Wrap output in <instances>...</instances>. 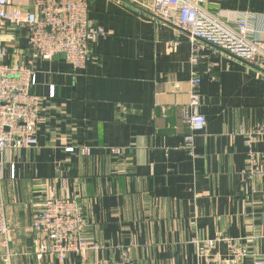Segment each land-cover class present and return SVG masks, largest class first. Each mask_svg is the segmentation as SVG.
I'll list each match as a JSON object with an SVG mask.
<instances>
[{
    "label": "crops",
    "instance_id": "1",
    "mask_svg": "<svg viewBox=\"0 0 264 264\" xmlns=\"http://www.w3.org/2000/svg\"><path fill=\"white\" fill-rule=\"evenodd\" d=\"M204 1L212 12L242 13L264 41V0ZM152 2L88 0L105 34L89 42L82 70L61 55L39 58L23 27L5 26L3 63L34 58L40 99L36 145L0 154L11 228L0 236V264H80L74 252L62 261L34 254L29 228L46 192L84 206V238L100 246L87 263L123 252L129 264H253L264 255V59L250 64L203 45L193 62L186 32L153 17ZM193 76L207 125L189 154L182 110ZM251 158L261 174L249 179ZM207 240L215 241L209 250Z\"/></svg>",
    "mask_w": 264,
    "mask_h": 264
},
{
    "label": "built area",
    "instance_id": "2",
    "mask_svg": "<svg viewBox=\"0 0 264 264\" xmlns=\"http://www.w3.org/2000/svg\"><path fill=\"white\" fill-rule=\"evenodd\" d=\"M204 0H153L152 16L176 26L186 32L192 46L193 62L197 61L199 49L210 46L213 52L222 51L228 56L254 64L264 59V41L253 37L242 13L219 10L209 11ZM88 0H33L30 10L13 7L9 0H0V154L9 148L21 149L36 145L39 123V97L34 93L36 67L34 58L25 63H3L8 47L4 40L5 26H20L26 30L28 44L43 60L61 55L74 70L85 68L88 45L95 36L104 35L105 30L88 17ZM189 102L183 107L182 117L189 126L181 145L189 154L193 152L194 137L205 129L207 121L201 113V95L197 88L198 76L190 80ZM53 94L51 90V95ZM256 131L248 134L247 146L256 139ZM120 148H112L119 152ZM73 151L72 147L67 148ZM251 158L245 171L247 177L260 175L252 169ZM38 211L33 216L30 232L35 243L34 254L38 260L50 256L60 261L69 253H76L80 264H129L127 252L120 260L100 257L86 262L88 252H96L98 243L84 238L86 220L84 206L70 197H56L46 192L38 197ZM11 232L0 204V236L6 239ZM214 240L204 242L209 250ZM235 248V246L233 247ZM235 259L241 253L235 248ZM253 264H264V255Z\"/></svg>",
    "mask_w": 264,
    "mask_h": 264
}]
</instances>
